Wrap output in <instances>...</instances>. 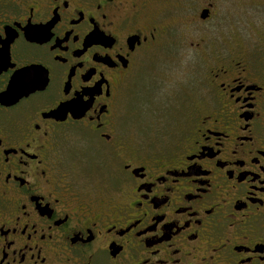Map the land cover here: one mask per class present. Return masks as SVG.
Instances as JSON below:
<instances>
[{
  "label": "flooded vegetation",
  "instance_id": "af4514ba",
  "mask_svg": "<svg viewBox=\"0 0 264 264\" xmlns=\"http://www.w3.org/2000/svg\"><path fill=\"white\" fill-rule=\"evenodd\" d=\"M0 264H264V0H0Z\"/></svg>",
  "mask_w": 264,
  "mask_h": 264
},
{
  "label": "rangeland",
  "instance_id": "374dc122",
  "mask_svg": "<svg viewBox=\"0 0 264 264\" xmlns=\"http://www.w3.org/2000/svg\"><path fill=\"white\" fill-rule=\"evenodd\" d=\"M194 66H198V64H194ZM200 66V65H199ZM188 64L179 63L177 65L176 62H172L169 64H156V66H150L147 70L153 69L151 73L155 75L157 80H154L155 89L152 91V95H154V101L160 97H165L164 102L162 104L152 105L154 108L168 106V100H170V104H173L174 99H180L183 107L187 105L183 102L185 93H182L184 89H189V84L191 82V88L195 90L198 86L195 78L203 76V70L194 68L193 74H189L188 72ZM194 80V81H193ZM193 81V82H192ZM151 101H149L150 103ZM174 109H171L174 112H168V110L160 111L159 110L150 113H141L138 116H130L128 118H124L123 126L125 129L134 136L136 140L142 141H151L153 139L162 138L164 131L167 129H174V125L177 122L183 121L185 119L186 110H182L178 108L180 112H177ZM167 127V128H166Z\"/></svg>",
  "mask_w": 264,
  "mask_h": 264
},
{
  "label": "water",
  "instance_id": "95a60500",
  "mask_svg": "<svg viewBox=\"0 0 264 264\" xmlns=\"http://www.w3.org/2000/svg\"><path fill=\"white\" fill-rule=\"evenodd\" d=\"M63 108H64V107H63ZM63 108H62V107H59V108L57 109V114L62 113V112L64 111Z\"/></svg>",
  "mask_w": 264,
  "mask_h": 264
}]
</instances>
